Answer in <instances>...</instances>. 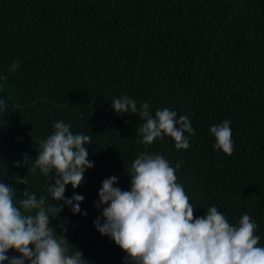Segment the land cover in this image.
<instances>
[{"label": "trees", "instance_id": "trees-1", "mask_svg": "<svg viewBox=\"0 0 264 264\" xmlns=\"http://www.w3.org/2000/svg\"><path fill=\"white\" fill-rule=\"evenodd\" d=\"M13 61L19 68L10 72ZM0 86L7 104L0 182L14 187L17 201L26 188L47 195V177L28 172L23 160L27 154L34 161L37 141L56 121L92 137L86 147L93 167L65 192L84 197L87 215L65 206L50 221L87 264H126L127 254L96 231L93 221L107 205L95 202L108 177L130 190L127 174L141 153L163 155L174 168L180 163L177 182L195 217L215 205L237 225L247 213L264 247V0H0ZM123 95L138 108L147 102L153 115L168 108L188 116L191 146L177 150L170 137L141 143L145 121L111 107ZM224 120L231 121L230 156L214 149L209 131Z\"/></svg>", "mask_w": 264, "mask_h": 264}, {"label": "clouds", "instance_id": "clouds-1", "mask_svg": "<svg viewBox=\"0 0 264 264\" xmlns=\"http://www.w3.org/2000/svg\"><path fill=\"white\" fill-rule=\"evenodd\" d=\"M18 68L13 61L9 71ZM111 107L117 114H138L145 121L138 130L143 144L170 137L177 150L191 146L195 130L186 115L177 116L168 108L153 115L147 102L138 108L127 95L112 99ZM6 109L5 100L0 99V112ZM230 124L224 120L209 129L215 138L214 149L228 156L234 151ZM53 129L46 139L37 141L40 151L34 161L27 154L23 160L28 172L39 169L47 177V195L37 198L26 188L17 201L14 187L0 182V264H87L83 253L72 245L70 250L66 237L58 234L50 221L65 206H70L73 215H87L80 207L84 197L74 192L67 198L65 192L69 184L73 189L81 186L85 171L93 167L86 147L92 137L73 133L71 125L62 120L56 121ZM180 167L179 162L175 168L170 166L163 155L141 153L127 174L130 190L114 187L118 183L115 176L104 179L95 206H107L93 221L96 231L127 254L126 264H264L255 220L245 213L237 225L230 224L215 205L204 216L195 217V207L177 182ZM52 201L63 203L57 206ZM60 227L67 231L65 224ZM10 249L19 255L10 257Z\"/></svg>", "mask_w": 264, "mask_h": 264}]
</instances>
